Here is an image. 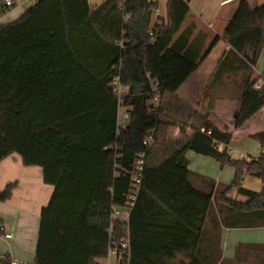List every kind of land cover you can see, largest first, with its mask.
Masks as SVG:
<instances>
[{"label":"trees","instance_id":"1","mask_svg":"<svg viewBox=\"0 0 264 264\" xmlns=\"http://www.w3.org/2000/svg\"><path fill=\"white\" fill-rule=\"evenodd\" d=\"M158 8L153 0L96 7L88 0H37L19 19L0 24V163L17 154L25 167L42 168L44 183L54 187L41 211L34 264H98L107 252L112 209L125 203L129 172L142 152L130 264H222L223 229L264 228V154L239 160L219 152L218 144H232V132L176 96L223 41L227 49L213 81L228 70L242 76L234 82V128L264 108V87H254L264 81V72L254 73L264 51V3L238 0L213 36L189 21L190 0H167L165 19L152 25ZM117 76L131 113L120 132L112 91ZM171 127L180 128L179 141L169 137ZM151 131L148 148L143 140ZM249 137L264 150V132ZM189 152L233 167V182L191 171ZM246 177L259 179L261 191L244 187ZM16 187L0 188V203ZM253 247L264 252V245ZM10 260L6 254L0 264Z\"/></svg>","mask_w":264,"mask_h":264},{"label":"crops","instance_id":"2","mask_svg":"<svg viewBox=\"0 0 264 264\" xmlns=\"http://www.w3.org/2000/svg\"><path fill=\"white\" fill-rule=\"evenodd\" d=\"M237 2L238 0H222L220 4L222 13L227 6L233 3L237 4ZM250 2L253 5L263 4V0H250ZM18 7V11L22 12V16L26 10H23L20 6ZM235 7L236 5L228 10L225 14V18L222 16L223 20L219 22L218 17L209 20L207 16H204L203 12L197 15L192 11L189 16V21L196 23L200 28H203V24H205L210 31L204 28L203 30L208 32L210 36L220 34L225 27V21L229 20ZM14 13L15 12L12 14ZM221 15L220 13V16ZM161 19L165 18L161 17ZM218 47H221L219 55L214 58V60L210 61L211 54ZM226 49V44L220 41L204 60L201 67L187 79L180 89H178L176 96L181 99L182 102L193 107L198 113L209 115L210 121L219 129L229 132L233 131V140L230 145L233 147V143L241 141V137H249L251 134L256 133L252 131L253 124L251 123L258 118L262 121V116L259 117L256 114L257 116L255 115L250 119L243 128L239 130L234 128L233 120L235 116L232 115V112L235 102L236 110H238L239 107V101L237 99L239 93L235 90L237 85L234 84V82H240L242 76L234 74L227 69L228 71H223L222 74H219L218 81H213L218 64L222 60V55ZM261 60L264 62V51L260 61ZM260 61L256 68V73L259 75L264 72V66L260 67ZM263 109L261 111H263ZM169 137L174 141H179L181 139L180 128L171 127L169 129ZM258 146L260 150V145L258 144ZM187 157L190 161L189 168L191 171L204 175L210 179L214 178V176L203 169V166L207 163L205 157L193 152H189ZM233 158L237 159L235 157ZM225 170H228L227 176H231L232 170ZM225 170L221 168L219 172L222 173ZM247 178L248 177L245 179ZM15 182L17 183V187L13 191L12 198L5 203H0V220L5 229V234L0 236V259L4 255L9 254L11 258L28 264H34L41 211L49 204L54 192V187L44 183L42 168L25 167L21 157L17 154L11 155L0 163V188L3 190L8 184ZM237 200L245 201V198L238 196ZM6 234L11 235V238L6 239ZM255 245H264V228L223 229L221 236V251L224 262L222 264H264V252L254 250L253 246Z\"/></svg>","mask_w":264,"mask_h":264},{"label":"built area","instance_id":"3","mask_svg":"<svg viewBox=\"0 0 264 264\" xmlns=\"http://www.w3.org/2000/svg\"><path fill=\"white\" fill-rule=\"evenodd\" d=\"M32 0H2L1 6L4 11L13 10L18 6H22L25 3H31ZM37 0H33L35 2ZM126 1V0H124ZM153 2H158V0H153ZM154 14L160 18V9H156ZM211 27V25H210ZM152 88H156V82H151ZM254 87L256 89H261L264 87V81L259 80L255 83ZM112 91L114 97L118 102V109L116 115V128L117 132L125 129L128 123L131 120L130 111L124 107L122 104L127 96V89L123 86L121 79L117 76L112 82ZM159 101V97L156 95L152 99L153 107L157 105ZM155 139L154 131H151L147 134L145 139L143 140V145L145 147H150ZM219 152H227L231 155V157L235 156L236 150L232 146H227L225 144L217 145ZM264 150H259V153L256 157L263 155ZM254 157H251V160ZM237 159L243 160L246 159L245 154L239 153L237 155ZM250 160V159H249ZM146 163V153H139L135 159V162L129 172L131 185L128 194L126 195L125 203L122 206L114 207L112 209L110 224L107 229L108 235V244H107V252L104 257L98 260V264H130V260L132 257L131 251V239H130V231H129V221L131 213L136 205V201L138 199V195L141 188L143 170ZM120 226H126V230L119 229ZM6 239H10L11 235L6 234ZM10 264H28L26 262H22L15 258H11Z\"/></svg>","mask_w":264,"mask_h":264},{"label":"rangeland","instance_id":"4","mask_svg":"<svg viewBox=\"0 0 264 264\" xmlns=\"http://www.w3.org/2000/svg\"><path fill=\"white\" fill-rule=\"evenodd\" d=\"M107 1L108 0H88L89 4L93 7L102 5L103 3L107 2ZM1 2H2V0H0V24H7V23L15 21L16 19L21 17L22 12L18 11L19 7L15 8L14 9L15 11L14 10L3 11L2 6H1ZM166 2H167V0H159L160 15L162 18L166 17V13H167ZM221 2H222V0H190V7H191V11L193 13L198 15L199 13L203 12L204 16H207V18H209V20H212L213 18L218 17V22H219V21L223 20V18H225L226 12L228 10L232 9L236 5L235 3H233L229 6H227L225 8L224 12L222 13L221 7H220ZM262 3H264V0ZM33 4H34V2L32 0L31 3H26L22 6H20V8H22L23 10H27ZM13 12H15V13L12 14ZM220 13L222 14L221 16H220ZM222 16H223V18H222ZM157 21H158V16L154 14L152 17V25H155V23ZM225 23H226L225 24V26H226L228 23V20L225 21ZM203 26H204L203 28L205 30L210 31V29L207 28L205 26V24H203ZM219 31H220V29H219ZM220 48L221 47H218L211 54L210 59H209L210 61L214 60V58H216L219 55L220 50H221ZM263 66H264V62H263V60H261L260 61V67H263ZM254 73H255V77L259 76V74L256 73V70H254ZM235 90L239 93V89L237 87ZM235 104H236V102H235ZM235 104L233 106V112H232V115H234V116H236V113H237ZM257 115L259 117L262 116V121L259 118L257 120H254L251 123V124H253L252 125V129H253L252 131H254L256 133L264 132V109H263V111L259 112ZM258 121H261V122H258ZM232 133H233V131H232ZM240 140L241 141H238V142L235 141L236 143H233V147L236 150L235 156H234L235 158H237V155L239 153L245 154L247 160L251 159V157H256L258 155L259 146L255 140H253L247 136L241 137ZM202 157H205V156H202ZM205 158L207 160V163L203 166V169H204V171H207L212 176H214V178H212L214 181H217V183L220 182L222 184H231L233 182V180L235 178V170L233 167H231V166L222 167L221 164L219 162H217L215 159H213L211 157H205ZM221 168H223V170H225V169L232 170L231 176H229V177L227 176L228 170H225L224 172L220 173L219 171H221ZM243 185H244V187L250 188L251 190L257 191V192L261 191V189H262V182L259 179L252 178V177H248L247 179H245L243 182ZM231 197L232 198L235 197L234 193L231 194Z\"/></svg>","mask_w":264,"mask_h":264}]
</instances>
